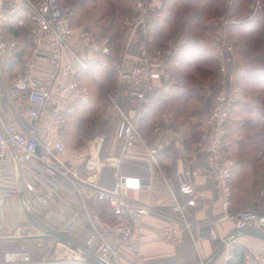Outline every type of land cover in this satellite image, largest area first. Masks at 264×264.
Instances as JSON below:
<instances>
[{
    "label": "built area",
    "instance_id": "1",
    "mask_svg": "<svg viewBox=\"0 0 264 264\" xmlns=\"http://www.w3.org/2000/svg\"><path fill=\"white\" fill-rule=\"evenodd\" d=\"M133 13L126 18L128 45L117 55L110 46L99 42L88 28L77 31L73 24L70 7L64 0H0V76L8 72L16 62L20 46L13 28L31 26V48L25 56L22 70L7 85L6 95L15 114L34 121L39 134L25 133L12 122L0 119V212L13 196L23 193L19 188L16 160L20 161L21 180L31 179L36 171L48 183L47 192H40L25 200L28 214L39 217L56 200L60 192L81 194L86 182L80 169L61 158L66 145L60 131L68 116L75 115L78 106L88 95L87 89L78 81L83 72L93 70L115 73V85L106 94L105 112L108 118L120 117L118 137L124 140L122 160L139 144L153 166V176H164L159 153L170 143H178L181 154H187L186 131L176 127L158 125L156 131L162 138L159 145H151L139 131L138 121L147 115L149 95L169 91L171 71L177 67L182 46L189 39L166 43L152 50L143 42L135 58L131 42L139 32L144 37L153 29L151 17L161 9L155 0H131ZM162 14V20L166 19ZM27 18V21L25 20ZM162 23V22H161ZM160 23V25H161ZM211 47L220 62L217 78L204 83L202 89L214 94V106L197 119L199 139L190 168L177 177L179 190L185 195L188 206L198 203L197 176L206 170L224 199V213L218 223L231 222L237 231L254 229L264 233V205L236 212L227 210L232 197V179L237 164L232 155L229 121L235 111L238 98L235 79L229 66L235 60V46L230 37L231 21L228 15L212 25ZM46 61L51 69L38 73L37 63ZM129 60L134 62L129 64ZM128 93L137 102L135 117L128 115L121 100ZM172 113H166L168 122ZM41 135V136H40ZM120 161V160H119ZM99 202L107 203L115 216L113 223L91 214L85 204V217L91 224L94 236L81 244L61 242L68 253L57 250L48 257L35 260L27 250L9 251L0 264H121V255L129 251L137 255L142 251L141 223L146 209L134 203L128 189L119 179L113 189L91 184ZM24 194V193H23ZM264 196V193H261ZM178 218H170L162 229V237L171 243H180L182 233L187 231L194 242L217 240L216 222L193 225L188 219L185 206L179 202L174 207ZM0 216V241L7 238ZM81 220L74 216L67 227L59 232L69 233ZM96 239V240H95ZM99 251L92 255L96 243ZM264 264V256L246 257L245 264Z\"/></svg>",
    "mask_w": 264,
    "mask_h": 264
},
{
    "label": "crops",
    "instance_id": "2",
    "mask_svg": "<svg viewBox=\"0 0 264 264\" xmlns=\"http://www.w3.org/2000/svg\"><path fill=\"white\" fill-rule=\"evenodd\" d=\"M80 29L82 28H76L77 31ZM37 66L39 74H44L51 69L44 60H39ZM93 71L95 74L87 72V75L78 78L88 91L85 102L78 106L76 114L84 122L74 124L73 121L71 122V116H68L65 126L59 132L66 145L60 155L61 158L78 167L86 182L82 193L69 194L62 191L56 200L50 202V206L42 215L34 217L28 214L25 200L40 192H47L48 183L36 171L32 172L31 179H23L24 194L13 196L0 212V216L3 217V230L7 236L0 241V263L3 262L5 253L14 250L27 249L35 260L52 255L56 249L68 253L66 247L56 246V238L50 236V230L63 231L74 216H78L81 221L65 236L78 244L94 236L93 228L85 217L84 201L88 211L98 215L104 221L109 222L111 214L104 203L97 200L91 184L113 189L119 179L128 189L130 199L147 211L141 223L142 251L137 255L124 251L121 255V264H226L230 258V248L234 246L247 249L246 257L264 256L263 239L239 234L231 222H217L224 213V199L214 179L206 170L196 178L199 195L196 206H188V198L181 194L177 177L191 166L196 144L194 140L199 131V126L198 130L192 127L195 119L180 122L174 109L157 111L154 103L164 99V94L169 91L166 93L157 91L149 95L147 115L138 121L140 133L151 145L156 146L162 142L161 136L156 131L158 125L178 127L186 131L188 150L187 154H181L178 143L166 145L158 155L164 176H153V166L139 144L129 153L128 158L122 160L125 142L118 137L120 117L115 119L107 117L106 95H97V91L102 86L105 71L99 69ZM17 72L13 70L10 73L6 72L3 77L0 76V119L16 124L25 133L38 135L39 131L35 129L34 121L17 116L6 95L7 85ZM121 104L128 115L135 117L137 102L127 92L122 97ZM166 113H172L168 122L162 119ZM241 113L242 111L237 110L235 113L237 118ZM233 137L231 153L236 158L237 164L232 179V197L227 208L230 212L239 211L251 203L254 193L257 196L264 193L257 188L253 194H250V199L246 198L244 188L247 184L242 178L244 169L239 163L241 154L236 145V135ZM178 202L185 206L186 215L193 225L216 222L218 239L204 240L196 244L187 231L182 233L179 244L164 239L161 234L162 229L170 218H178L174 212ZM45 246H48V249L43 251L37 249ZM99 248L100 243L97 242L92 249V255H96ZM251 264L257 263L253 261Z\"/></svg>",
    "mask_w": 264,
    "mask_h": 264
},
{
    "label": "rangeland",
    "instance_id": "3",
    "mask_svg": "<svg viewBox=\"0 0 264 264\" xmlns=\"http://www.w3.org/2000/svg\"><path fill=\"white\" fill-rule=\"evenodd\" d=\"M65 3L71 9V15L73 19V24L75 29L78 28H90L92 29V34L97 39V35L100 32L101 25L99 23L102 22L101 18H103L107 13L112 12L113 9H119L118 13L114 14L115 19V29L113 33L117 31L122 34V51L117 52L115 54H121L128 45L129 39L127 35V26H125V19L130 17L133 13V4L131 0H64ZM159 1V2H158ZM164 1V0H163ZM162 0H155V5L158 7L162 6ZM236 0H222V4H224V8L222 5H207L206 2H202L200 4H190L186 3L185 0H178L177 6L175 7L176 16L175 18L178 19V24L175 25L171 24L167 26L165 30V34L167 36V43L169 42H179L183 39L191 38L194 40L192 36L197 37L200 42V39H206L211 35L212 39V27L211 25L219 20L220 18L228 15L231 21L230 27V37L235 46V60L230 64L229 69L231 74L234 76L235 79V91L236 96L238 99H241V106L242 109L246 113H241L237 118L236 114L237 110H240L238 107L234 111L231 121H236L237 127H243L244 123L256 118V115L264 114V0H244L242 1V5L238 8L239 12L233 16L234 11V2ZM200 11L203 9L202 20L199 23L200 27L193 28V32L191 31L190 27L186 25L187 18L190 14L194 11ZM225 10V11H224ZM162 14L167 16V13H160L159 10L155 13L154 17H151L152 25L155 26L157 23H161V25L165 24V21L162 20ZM27 21V18H25ZM255 20L254 24L250 26H246L245 23L251 22ZM111 22V19H106L102 22V25H107V23ZM153 26V28H154ZM166 27V25H164ZM15 28V27H14ZM178 28V29H177ZM202 29L200 31L199 29ZM207 28V29H206ZM21 37L29 38L31 26L27 24L25 27L22 28H15ZM199 30L200 32L196 31ZM179 31V32H178ZM196 31V32H195ZM151 32V31H150ZM195 33V34H194ZM200 33V34H198ZM193 34V35H191ZM197 34V35H196ZM152 38V37H151ZM150 33L147 36H143L142 34L134 35V39L131 42V46L133 47V55L132 57L135 58L137 56V51L139 53V46L146 42L147 46L154 50L156 48L149 42ZM191 40V41H192ZM105 43V42H104ZM211 43V42H210ZM212 56L214 57L218 70L217 75L215 77H207L202 79V77L195 73L194 70H190V73L193 74L194 78L198 82V86L201 89L202 98L200 101H194L191 103V106L195 107L198 111H200V115L205 112H210L214 106V94L216 86L212 87V93L206 92L202 89V85L204 83H210L214 81L218 74H219V66L220 62L218 58L214 55L212 49ZM134 63L129 60V64ZM251 71L253 73L252 79L249 76L248 72ZM250 73V72H249ZM95 74V73H94ZM261 74L263 83L257 85L254 82L255 77ZM249 82V83H248ZM200 83V85H199ZM1 84V83H0ZM239 89V93L237 92ZM170 91V88H169ZM107 94V93H106ZM241 94V95H240ZM240 96V97H239ZM107 105V102H106ZM173 109V108H170ZM241 111V110H240ZM250 112V113H249ZM199 115V116H200ZM198 116V117H199ZM198 119V118H197ZM236 129V128H235ZM231 133V131H230ZM236 141L242 142L244 145L240 148L241 150V157L246 159L245 166L243 167L242 171V178L243 180H247L251 177H257L256 179L259 181H263L264 177V139L262 140V130L259 126L254 131H244L243 133H236ZM231 137V141H234V137ZM255 138V139H254ZM261 138V139H260ZM259 161V162H258ZM253 177V179H254ZM245 182L243 183V187ZM260 190H263L259 188ZM256 192V191H255ZM251 203L244 206L241 210L244 209H254L259 205H264V196L256 195L255 193L251 197ZM33 216V215H32ZM27 218H30L27 216ZM43 233V232H42ZM42 235V234H41ZM46 245V244H45ZM237 247V246H234ZM234 247L230 248V257ZM39 251H43L44 249H48V246L37 248ZM27 250V249H26ZM16 251V250H14ZM250 257V256H248ZM252 257V256H251Z\"/></svg>",
    "mask_w": 264,
    "mask_h": 264
},
{
    "label": "trees",
    "instance_id": "4",
    "mask_svg": "<svg viewBox=\"0 0 264 264\" xmlns=\"http://www.w3.org/2000/svg\"><path fill=\"white\" fill-rule=\"evenodd\" d=\"M119 1L121 2L123 0H119ZM176 1L178 2V0H164V2L162 3L160 13H167V17L166 19H164L165 21L164 25H166V27L164 25H160L159 23L155 24L154 28L150 32V38L151 37L152 38L149 39V42L150 43L152 42V44L156 46V48H161L167 43V39H166L167 36L164 35L167 26L174 23L175 25L178 24V19L181 18V17H179L178 19L175 18L176 16L175 7L177 6ZM242 1L244 0H236L234 2L235 9L233 11V16L239 12L238 8L242 5ZM185 2L186 3L188 2L190 4H200L202 2H206L207 5L209 6L222 5L223 8L225 7L224 4H222V0H185ZM118 11L119 9L118 10L113 9L112 12L107 13L103 18H101L102 22L105 21L107 18L111 19V22L109 21L107 25L106 24L102 25V22L99 23L101 27H100V32L97 35V40L101 43L105 42L106 44H108L114 54L122 51L123 48L121 44L123 40L122 34H120L119 31L113 33V30L115 29V24L113 21L115 19L114 14L118 13ZM202 12L203 9L200 11H196L195 9V11L192 14H190L189 17L187 18L186 25L190 27L192 32L195 28L200 27L199 23L202 20V14H203ZM254 22L256 21L253 20L251 22L245 23V25L250 26L251 24H254ZM88 29L92 32V29L90 28ZM199 30L202 31L201 28ZM199 30L196 29L197 32H200ZM13 31L15 33L17 40L20 42V46L16 51V62L10 67L7 73H10L13 70H16L18 72L22 70L24 58L29 53L31 48V42L29 38L21 37L19 35V32L15 28H13ZM192 37L194 38V40L189 38L190 43H187L182 46L181 53L176 60L178 65L174 70L171 71V77L169 81L170 91L167 94H164L165 96L163 97L164 99H159L154 104L156 105L157 111H164L168 108H173L180 122L189 119H195V121H193L192 127L198 130L197 118L200 115L201 109L200 111H198L194 106L193 107L191 106V103H193L194 101H200L202 95H201V89L198 86V82L194 78L193 74L190 73V70H194L195 73L199 74L202 77V79H205L207 77H215L217 75L218 66L214 57L212 56L213 55L212 47L210 43L211 35H209V37H206V39H204V37L203 39H200L201 42L197 40L198 39L197 37L196 38L195 36ZM249 72L248 74L251 77L250 79H252L253 73L251 71ZM82 75L85 76L87 75V73L83 72ZM260 75L261 74L257 75V77H255L254 79V82H256L257 85L263 83L262 77ZM114 80H115V73L111 69L105 71L104 79L102 80V86L97 91V95L104 96L109 91H112V89L114 88ZM237 92L239 93V89ZM240 104H241V99L238 100L235 110L237 109V107L239 108V106H241ZM239 109L242 111V113L243 112L246 113V111L244 110L245 108L242 109V107H240ZM76 114L71 116V122L73 121L74 124H79V123L81 124L83 120L81 118L79 119L78 118L79 116L78 115L76 116ZM259 126L261 127L262 130V137H263L262 140H263L264 114L258 113L256 115V118L248 121L247 123H244L243 127L240 126L237 127V123L236 122L233 123V121L231 120L229 121L228 124V127L231 131L230 136L237 135L236 133H243L247 129L250 132L254 131ZM198 139H199V131L196 139L194 140V143H196ZM236 143H237L236 145H238L239 153H241L240 148L243 147L244 145L240 141H236ZM262 155H264V152L262 153ZM245 161L246 159L240 157L239 163L242 165V167L245 166ZM253 177H251L250 180L249 179L247 180L248 181L246 183L247 185L244 188V192L246 193L247 199H250L251 197L250 194H253L255 189L264 188V177L262 179L263 180L262 182L257 180L256 179L257 177H254V179ZM104 205L107 211H109L111 214L110 217L111 219L109 220V222L113 223L115 221V216L111 211V209L109 208L108 204L104 203ZM246 255H247V249L240 246L234 247L231 257L227 260L226 264H245Z\"/></svg>",
    "mask_w": 264,
    "mask_h": 264
},
{
    "label": "water",
    "instance_id": "5",
    "mask_svg": "<svg viewBox=\"0 0 264 264\" xmlns=\"http://www.w3.org/2000/svg\"><path fill=\"white\" fill-rule=\"evenodd\" d=\"M19 163H20V161L16 160L17 170H18V183H19V188L22 191L23 187H22V180H21V172H20V164ZM50 233H51L50 236L59 239L63 243L73 244V242L62 233H59L55 230H50ZM238 233L241 235H250V236L258 237V238L264 240V233L261 231H258V230L246 229V230L238 231Z\"/></svg>",
    "mask_w": 264,
    "mask_h": 264
}]
</instances>
